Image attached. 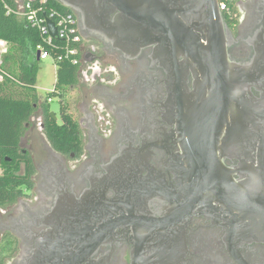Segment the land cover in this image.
<instances>
[{
    "label": "flooded vegetation",
    "instance_id": "1",
    "mask_svg": "<svg viewBox=\"0 0 264 264\" xmlns=\"http://www.w3.org/2000/svg\"><path fill=\"white\" fill-rule=\"evenodd\" d=\"M117 3L110 22L121 16ZM230 10L221 15L236 42L230 54L241 60L251 53L246 41L264 33V0H235ZM72 12L83 45L67 112L82 132L81 151L55 152L41 115L31 118L22 148L35 171L31 186L0 207L3 264H264V243L241 241L223 205L191 203V178H243L239 151L217 138L231 119L223 126L212 107L213 85L153 62L152 48L124 58Z\"/></svg>",
    "mask_w": 264,
    "mask_h": 264
},
{
    "label": "water",
    "instance_id": "2",
    "mask_svg": "<svg viewBox=\"0 0 264 264\" xmlns=\"http://www.w3.org/2000/svg\"><path fill=\"white\" fill-rule=\"evenodd\" d=\"M54 1L79 13L82 28L106 46L111 44L124 58H135L152 48L149 58L153 62L162 61L169 70L180 68L185 70L182 76L213 85L209 94L214 97L212 107L218 109L223 126L231 119V126L219 128L217 138L230 140L239 151L243 178L186 180L191 203L223 205L227 221L241 225L237 228L241 241L264 243V33L249 38L246 43L251 53L236 60L230 54L236 42L217 0ZM117 2L121 16L110 22L107 10ZM46 25L55 38L54 23L47 19ZM36 59L39 61V53ZM178 60L186 61L184 66L170 62ZM50 115L56 120L53 112ZM112 182L116 188L122 186L120 179ZM115 200L121 202L119 192Z\"/></svg>",
    "mask_w": 264,
    "mask_h": 264
},
{
    "label": "trees",
    "instance_id": "3",
    "mask_svg": "<svg viewBox=\"0 0 264 264\" xmlns=\"http://www.w3.org/2000/svg\"><path fill=\"white\" fill-rule=\"evenodd\" d=\"M4 4L16 7L15 0L0 2V40L7 43L0 81V207L13 203L22 188L31 186L30 177L35 169L29 154L23 155L22 141L35 114L41 115L43 134L55 152L80 153L82 146V132L62 100V94L77 85L79 66L64 60L56 62L54 91L40 102L35 89L36 46L40 43V35L26 21L6 15ZM45 5L65 9L54 0H47ZM48 97L60 98L61 126L50 116ZM21 165L24 168L22 175L19 174ZM2 259L0 256V264H3Z\"/></svg>",
    "mask_w": 264,
    "mask_h": 264
},
{
    "label": "built area",
    "instance_id": "4",
    "mask_svg": "<svg viewBox=\"0 0 264 264\" xmlns=\"http://www.w3.org/2000/svg\"><path fill=\"white\" fill-rule=\"evenodd\" d=\"M235 0H217L219 10L231 16V6ZM4 2V0H0ZM38 2V3H37ZM47 0H15L16 7L5 5L6 15H14L35 28L40 35V43L36 46L39 53V61L51 59L56 62L69 61L74 66L81 65L82 37L79 33L77 19L72 11L65 8L59 10L45 5ZM37 4V6H35ZM49 19L56 28V37H51L46 25ZM7 52V43L0 40V81H2L1 66L3 56ZM89 72V71H87ZM54 89L51 91L53 92ZM48 104L53 103V98L46 99Z\"/></svg>",
    "mask_w": 264,
    "mask_h": 264
},
{
    "label": "rangeland",
    "instance_id": "5",
    "mask_svg": "<svg viewBox=\"0 0 264 264\" xmlns=\"http://www.w3.org/2000/svg\"><path fill=\"white\" fill-rule=\"evenodd\" d=\"M56 66L54 65L53 61L51 59H47L44 61H38V68H37V74H36V83H35V89L36 94L38 95L41 100H44L46 98V95L51 92L54 89L55 82H56ZM83 72H86L83 70ZM91 72L85 73L84 78H79L80 83H88L90 81ZM77 92L73 89L66 90L62 94V100L65 104V106L68 109V105L71 107V102L74 98H77ZM59 99L58 97L53 98V103L50 104V110L53 112L58 118H60V111H59ZM68 103V105H67ZM77 117V115H74ZM80 114H78V117ZM39 122V121H38ZM24 150H27V147L25 144H23ZM35 145V144H34ZM35 159L40 156V153L38 151L35 153ZM37 161V159H36ZM24 168L23 165L20 166V172L23 173ZM1 174V170H0Z\"/></svg>",
    "mask_w": 264,
    "mask_h": 264
},
{
    "label": "crops",
    "instance_id": "6",
    "mask_svg": "<svg viewBox=\"0 0 264 264\" xmlns=\"http://www.w3.org/2000/svg\"><path fill=\"white\" fill-rule=\"evenodd\" d=\"M21 1V0H20Z\"/></svg>",
    "mask_w": 264,
    "mask_h": 264
}]
</instances>
